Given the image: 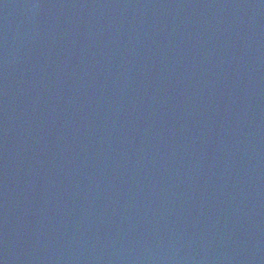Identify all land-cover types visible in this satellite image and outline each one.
Returning <instances> with one entry per match:
<instances>
[{"label": "water", "instance_id": "95a60500", "mask_svg": "<svg viewBox=\"0 0 264 264\" xmlns=\"http://www.w3.org/2000/svg\"><path fill=\"white\" fill-rule=\"evenodd\" d=\"M0 264H264V0H0Z\"/></svg>", "mask_w": 264, "mask_h": 264}]
</instances>
